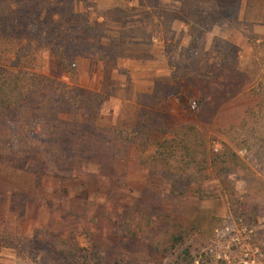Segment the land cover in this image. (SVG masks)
<instances>
[{
	"label": "rangeland",
	"instance_id": "1",
	"mask_svg": "<svg viewBox=\"0 0 264 264\" xmlns=\"http://www.w3.org/2000/svg\"><path fill=\"white\" fill-rule=\"evenodd\" d=\"M45 4L41 39L23 30L21 66L106 97L99 126L136 127L143 111L164 119L168 129L195 124L210 150L229 147L249 169L227 177L208 171L209 180L192 188L211 197L201 200L190 189L173 204L166 170L150 161L141 165L150 153L134 147L119 159L79 157V168L66 167L45 153L41 128L31 119L21 131L27 168L0 165V237L13 236L6 244H16L45 232L75 233L82 247L101 250L109 264L118 257L132 258V264H188L191 257V264H264V112L254 133L238 127L252 122L247 110L257 101L249 72L253 47L264 38V0ZM61 54L75 62L74 79ZM177 88L184 101L174 95ZM53 170L66 177L51 175ZM131 215L137 237H119ZM151 220L160 230L177 225L184 241L166 255L152 251L145 233ZM48 245L40 247L42 264L48 263ZM162 246H170L168 239ZM32 262L0 246V264Z\"/></svg>",
	"mask_w": 264,
	"mask_h": 264
},
{
	"label": "trees",
	"instance_id": "2",
	"mask_svg": "<svg viewBox=\"0 0 264 264\" xmlns=\"http://www.w3.org/2000/svg\"><path fill=\"white\" fill-rule=\"evenodd\" d=\"M45 5V0H0L1 166L27 168L22 166L25 161L22 149L26 145L21 131L32 119L41 128L46 144L45 153L66 167L79 168V157L91 160L106 155L119 159L134 147L142 149L145 154L150 153L149 160H144L141 165H147L150 161L166 170V177L171 181L168 198L173 204L190 189L201 200L211 197L199 186L192 188L193 184L209 180L208 171L216 172L218 177H227L249 169L241 156L229 147L222 152L210 150L205 136L195 124L168 129L164 119H158L155 113L143 111L141 123L136 127L118 129L99 126L106 97L98 93L83 94L69 84L21 66L19 45L23 42V30H33L34 41L41 39L40 24ZM27 40L29 43L33 41L30 38ZM258 42L253 47L252 69L249 72L253 84L250 92L257 101L254 107L247 110L248 119L252 122L245 121L238 126L250 134L256 130L257 120L263 118L264 112V38ZM61 56L66 73L74 79L77 76L75 62L68 56ZM174 95L181 97L182 101L187 98L179 88ZM190 95L193 97L194 92ZM198 104L201 105L200 102ZM85 116L89 120H84ZM49 173L55 177H66L60 170ZM129 218L123 221L119 237H137L133 225L135 216ZM200 223L197 218L194 222L196 228L199 229ZM153 226L151 220L145 233L151 250L156 253L166 255L184 241L185 235L176 233L177 225L163 230ZM11 238L13 236H1L0 246L15 249L23 258L31 257L33 264H42L44 256L40 247L47 243L46 264H109L101 250L89 251L82 247L75 233L51 236L45 232L35 238H18L16 244H6ZM165 239H168L170 246L163 249ZM190 259L188 264L192 263V257ZM114 264H132V258L118 257Z\"/></svg>",
	"mask_w": 264,
	"mask_h": 264
},
{
	"label": "built area",
	"instance_id": "3",
	"mask_svg": "<svg viewBox=\"0 0 264 264\" xmlns=\"http://www.w3.org/2000/svg\"><path fill=\"white\" fill-rule=\"evenodd\" d=\"M251 264H256V262L255 261H252V262H250Z\"/></svg>",
	"mask_w": 264,
	"mask_h": 264
}]
</instances>
